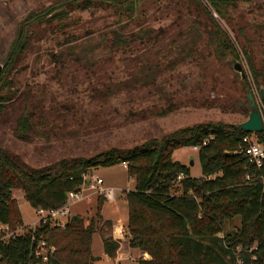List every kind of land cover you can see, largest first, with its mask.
<instances>
[{
    "label": "rangeland",
    "instance_id": "rangeland-1",
    "mask_svg": "<svg viewBox=\"0 0 264 264\" xmlns=\"http://www.w3.org/2000/svg\"><path fill=\"white\" fill-rule=\"evenodd\" d=\"M61 1L0 0L2 68L19 21L28 12ZM199 1L145 0L127 18L112 4L92 0L85 8L73 7L61 27L57 21L35 24L28 47L4 75L11 98L0 107V146L29 167L42 168L110 147L128 148L194 123L245 121L250 112L247 93L257 103L264 87V0L239 1L225 15ZM140 30L153 36L113 44L116 34L129 40L130 33ZM220 30L236 56L223 48ZM247 47L260 86L254 83ZM235 61L242 65L244 78L234 69ZM106 87L109 95L101 92ZM23 114L30 119L27 137L18 128ZM173 158L188 165L191 176L201 175L192 146L176 149ZM92 173L103 178V185L116 188L115 201H101L105 215L126 220L123 195L135 185L126 166H99ZM12 195L22 224L36 220L39 215L23 191L14 188ZM97 195L72 203L70 215L89 221ZM238 226V218L228 220L223 233ZM123 228L126 233L120 236L114 226L109 231L120 240L114 258L105 255L99 233L93 235L95 264H137L140 257H150L129 246L127 223Z\"/></svg>",
    "mask_w": 264,
    "mask_h": 264
},
{
    "label": "trees",
    "instance_id": "trees-1",
    "mask_svg": "<svg viewBox=\"0 0 264 264\" xmlns=\"http://www.w3.org/2000/svg\"><path fill=\"white\" fill-rule=\"evenodd\" d=\"M91 1L49 4L28 12L19 21L0 71V107L11 98L4 75L28 47L31 28L52 21L61 27L73 7L85 8ZM98 1L112 4L121 16L131 18L145 0ZM193 1L201 4L199 0ZM204 1L225 15L229 6L252 0ZM221 34L223 48L236 56L227 36L222 31ZM129 36L127 40L116 34L113 44H130L134 39H148L153 34L140 30ZM244 53L254 83L260 86L252 52L247 47ZM101 92L109 95L111 89L106 87ZM18 126L20 135L27 137L28 114L19 117ZM253 133L258 141L264 142V129L249 132L238 123L199 122L128 148L110 147L89 157L62 159L42 168L29 167L0 146V224H8L11 229L22 224L18 203L12 195L14 188L21 189L35 209L56 208L66 202L69 191L80 189L84 174L99 166L121 163L126 165L128 177L135 181L134 188L124 195L129 246L150 256L140 257L137 264H264V162L257 167L246 155L237 152L243 137ZM193 145L199 147V176H191L189 166L173 158L176 149ZM101 201L105 198L98 194L95 215L87 222L80 214L69 215L61 226L47 219L35 230L0 242V264H41V257L36 258L33 252L37 240L55 248L46 264H95L97 257L91 247L95 233L101 236L105 255L114 258L120 240L109 234L113 224L103 219ZM234 218H238V228L224 234L225 223Z\"/></svg>",
    "mask_w": 264,
    "mask_h": 264
},
{
    "label": "built area",
    "instance_id": "built-area-1",
    "mask_svg": "<svg viewBox=\"0 0 264 264\" xmlns=\"http://www.w3.org/2000/svg\"><path fill=\"white\" fill-rule=\"evenodd\" d=\"M256 105L264 125V102L261 97ZM203 143H206V140H204ZM192 148L198 150L199 147L193 145ZM237 152L246 155L249 158V161L255 166L261 167L263 165L264 142L258 141L255 133L243 137L242 143L237 149ZM124 166L126 165L124 164ZM83 180L84 182L79 190H71L67 193V200L63 205L56 208H36L35 212L39 216L29 224H22L19 228L14 229H11L8 224H0V242H7L10 238H13L26 230H35L36 227L40 225L41 221L45 222L47 219L52 221V224L55 226L63 225L70 215L71 204L81 201L84 198H88L93 193L103 195L105 200L108 201H114L116 199V188L103 185L104 180L101 176L94 175L93 173H86L83 175ZM63 217L65 219H63ZM118 229L119 231L117 232V235L120 236L126 233L123 226ZM54 249L53 245L47 244L44 240H37L33 246L34 256L36 258L41 257V264H46L48 256L53 253Z\"/></svg>",
    "mask_w": 264,
    "mask_h": 264
},
{
    "label": "water",
    "instance_id": "water-1",
    "mask_svg": "<svg viewBox=\"0 0 264 264\" xmlns=\"http://www.w3.org/2000/svg\"><path fill=\"white\" fill-rule=\"evenodd\" d=\"M234 69L238 71L242 78L245 77V72L239 61H235L233 65ZM2 66L0 65V71ZM260 96L262 101L264 102V87H260L259 89ZM247 97L249 100L250 112L248 118L245 121L240 122L238 125L241 129L249 131V132H260L264 129L263 120L257 108L256 102L251 94V92L247 93ZM190 164H193V160L190 161Z\"/></svg>",
    "mask_w": 264,
    "mask_h": 264
},
{
    "label": "crops",
    "instance_id": "crops-1",
    "mask_svg": "<svg viewBox=\"0 0 264 264\" xmlns=\"http://www.w3.org/2000/svg\"><path fill=\"white\" fill-rule=\"evenodd\" d=\"M93 171V170H92ZM105 186H110V185H108V184H104ZM92 195V194H91ZM98 196V195H97ZM123 197H124V195H123ZM124 199V198H123ZM106 201H108V200H106ZM115 201V200H114ZM108 202H110V201H108ZM111 202H113V201H111ZM101 213H102V216H103V219H109V220H111L112 221V224H113V226L115 227V230H117L119 227H121V226H125L126 225V223H127V219L126 220H122L121 218H119V217H116V218H114V216H109V215H105V213L103 212V208H102V211H101ZM23 219V218H22ZM102 223V221H100L98 224L100 225ZM102 242V241H101Z\"/></svg>",
    "mask_w": 264,
    "mask_h": 264
}]
</instances>
